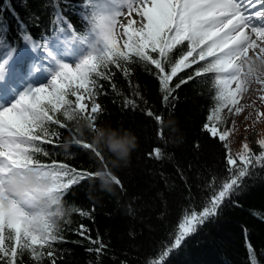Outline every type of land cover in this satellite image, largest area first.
<instances>
[{"label": "snow or ice", "instance_id": "1", "mask_svg": "<svg viewBox=\"0 0 264 264\" xmlns=\"http://www.w3.org/2000/svg\"><path fill=\"white\" fill-rule=\"evenodd\" d=\"M87 3L85 33L75 32L67 23L56 29V38L39 45L45 49L48 66L58 68L49 84L24 92L11 106L0 109V264H23L25 254L33 264H43L45 258L56 264L55 244L63 240L60 224L45 221L41 228H34L31 206L8 194L6 184L14 171L22 174L26 169L44 170L61 199L72 186L97 178L100 172L77 170L56 160L43 162L41 155L46 158L52 155L43 145L64 148L82 145L100 160L102 170L112 182L122 187L104 161L103 152L81 134L83 129L75 126L78 119H85L91 122L87 129L90 133L98 130L93 114L102 110L97 102L99 80L111 79V66L121 69L126 76L130 75L127 66L131 64L154 66L165 101L195 78L205 74L214 78L215 104L203 130L223 142L228 176L219 182L216 176L211 178L205 201L199 207L184 210L171 241L149 264H164L165 257L219 214L257 165L264 166V139L259 140V152L244 142L233 153L232 130L222 127L247 108H253L257 118H264L254 99L264 104V0H87ZM124 37L123 43H118ZM195 65L198 67L194 68ZM188 69L192 72L180 76ZM5 75L0 65V81ZM177 77L179 80L173 85ZM156 119L159 121L160 117ZM53 126L66 130L70 139L59 144L62 134ZM149 155L158 160L164 158L159 147ZM86 232L88 229L81 225L80 234ZM86 238L99 245L94 249L97 253L106 247L99 237Z\"/></svg>", "mask_w": 264, "mask_h": 264}, {"label": "trees", "instance_id": "2", "mask_svg": "<svg viewBox=\"0 0 264 264\" xmlns=\"http://www.w3.org/2000/svg\"><path fill=\"white\" fill-rule=\"evenodd\" d=\"M60 11L74 26L80 25L77 16L69 15L70 7L59 1L0 0V40L16 42L22 33L39 39ZM127 67L130 75L111 66V79L99 80L97 102L102 110L93 114L99 127L127 131L136 138L124 166L111 169L110 154L103 153L122 187L112 182L104 188L97 178H90L68 192L71 210L59 222L63 240L55 244L56 264H149L171 241L184 210L205 201L211 178L216 176L219 182L228 176L223 142L203 130L214 103L213 79L195 78L165 101L154 66ZM53 127L61 132L62 141L70 139L66 130ZM83 136L91 140L92 133L84 130ZM245 141L259 149L254 137ZM51 146L43 145L52 153L50 158L41 155L43 162L56 160L90 172L103 168L91 150L74 146L71 154H63ZM157 147L164 153L159 160L149 155ZM81 225L88 229L83 235ZM88 236L99 237L106 247L97 253L99 245ZM22 261L33 264L27 254ZM43 264L50 260L45 258ZM164 264H264V166L257 165L219 214L186 238Z\"/></svg>", "mask_w": 264, "mask_h": 264}, {"label": "clouds", "instance_id": "3", "mask_svg": "<svg viewBox=\"0 0 264 264\" xmlns=\"http://www.w3.org/2000/svg\"><path fill=\"white\" fill-rule=\"evenodd\" d=\"M90 125L91 122L85 119H78L75 124L83 130L89 129ZM91 141L101 152L110 154L108 163L111 169L126 165L136 147L134 135L113 128L99 127L92 134ZM97 179L104 188L112 184L111 177L102 169ZM6 191L17 201L31 206L35 214L34 228L36 229L41 228L45 221L59 225L60 220L68 214L69 210L64 207L63 200L59 198L58 193L53 190V181L44 170L26 169L22 174L14 171L6 184ZM49 213L52 215H48Z\"/></svg>", "mask_w": 264, "mask_h": 264}, {"label": "rangeland", "instance_id": "4", "mask_svg": "<svg viewBox=\"0 0 264 264\" xmlns=\"http://www.w3.org/2000/svg\"><path fill=\"white\" fill-rule=\"evenodd\" d=\"M119 33V32H117ZM257 99V107L260 112H264V104H261ZM251 101H249L250 103ZM252 113L251 116L248 114ZM246 117H248L246 119ZM234 121V123H233ZM231 125V130L233 135L230 137V141H235L231 145L232 152H238L241 148L242 143L245 141L246 137H254V142L258 145L259 140L264 139V118H257L253 108H247L244 113L238 117H231L228 120ZM229 127V125H228Z\"/></svg>", "mask_w": 264, "mask_h": 264}]
</instances>
